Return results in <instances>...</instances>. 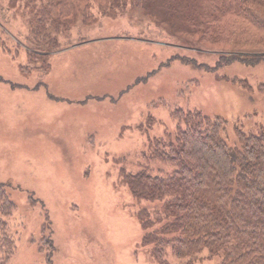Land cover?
I'll list each match as a JSON object with an SVG mask.
<instances>
[{
  "label": "rangeland",
  "instance_id": "rangeland-1",
  "mask_svg": "<svg viewBox=\"0 0 264 264\" xmlns=\"http://www.w3.org/2000/svg\"><path fill=\"white\" fill-rule=\"evenodd\" d=\"M28 35L27 14L1 0L0 183L17 206L8 264H161L142 244L138 218L159 202L135 199L122 171L175 169L149 154L154 139L176 130V108L225 119L232 146L238 128L264 132V61L219 65L217 51L132 6L110 15L94 7L87 20L78 12L59 48L35 64ZM167 259L190 257L168 250ZM221 260L205 249L194 264Z\"/></svg>",
  "mask_w": 264,
  "mask_h": 264
},
{
  "label": "trees",
  "instance_id": "trees-1",
  "mask_svg": "<svg viewBox=\"0 0 264 264\" xmlns=\"http://www.w3.org/2000/svg\"><path fill=\"white\" fill-rule=\"evenodd\" d=\"M7 2L11 9L21 8L27 14L25 51L33 64L59 48L58 36L71 28L78 12L87 20L94 7L110 15L127 6L142 9L194 43L217 51L219 65L264 61V0ZM180 60L194 63L187 57ZM41 69L47 74L49 65ZM232 81L249 85L237 78ZM172 115L178 121L176 130L151 142L149 158L169 162L175 169L168 174H153L147 168L122 171V181L135 199L159 202L138 212L142 244L151 247L161 264H168V250L177 257H190L189 264H194L205 249L210 257L221 256L220 264H264V132L247 134L238 128L240 145L232 146L224 138L225 119L183 108L174 109ZM16 209L0 183V264H8L17 248L8 222ZM46 242L51 257L53 244L45 239V246Z\"/></svg>",
  "mask_w": 264,
  "mask_h": 264
}]
</instances>
